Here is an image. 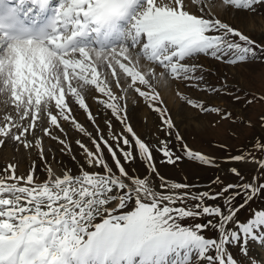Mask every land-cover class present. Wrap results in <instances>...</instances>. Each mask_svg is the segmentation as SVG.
I'll return each mask as SVG.
<instances>
[{"label": "snow or ice", "instance_id": "snow-or-ice-1", "mask_svg": "<svg viewBox=\"0 0 264 264\" xmlns=\"http://www.w3.org/2000/svg\"><path fill=\"white\" fill-rule=\"evenodd\" d=\"M260 3L264 0H0V147L11 139L35 150L44 165L43 178L35 162L27 175H17L12 164L0 172V264H243L229 245L248 257L247 243L257 239V230L264 232V209L239 218L264 195V156L255 155L264 153V140L247 156L227 158L257 163L260 175L243 181L239 169L231 168L243 182L225 184L216 176L209 190L195 193V185L160 176L153 153L172 166L185 157L218 166L183 141L158 89L175 81L199 90L203 66L188 61L201 55L218 61L231 56V65L255 56L256 42L214 9L254 12ZM93 92L111 113L108 138L98 125L93 137L73 114L75 106L96 124L86 102ZM176 96L202 113L220 112L179 89ZM129 99H142L158 114L157 130L165 138L155 149L128 122ZM112 119L122 126L119 132L112 130ZM62 121L91 140L92 149L75 142L83 163L76 162L66 138L53 135L59 130L66 137ZM44 137L62 145L61 152L77 164L75 173L48 162ZM173 137L183 155L170 147ZM134 161L151 176L130 175L125 165ZM204 217L210 219L192 223ZM206 230L216 235L208 237ZM248 264L258 262L249 258Z\"/></svg>", "mask_w": 264, "mask_h": 264}, {"label": "rangeland", "instance_id": "rangeland-1", "mask_svg": "<svg viewBox=\"0 0 264 264\" xmlns=\"http://www.w3.org/2000/svg\"><path fill=\"white\" fill-rule=\"evenodd\" d=\"M214 11H216L214 9ZM218 18L223 22L240 30L256 42V55L249 57L245 62H239L235 65L227 63L231 56L223 60H215L206 56L188 61L204 69V81L200 84V89L189 86L184 83L170 82L167 87H161V97L167 106L171 117L175 123L176 129L183 137V141L194 151L208 155L217 161L218 166H202L198 162H191L186 157L178 163L177 166L168 165L161 158L160 154L154 151L156 157V167L159 175L167 178L169 183L186 182L195 185L193 193L209 190L211 181L216 176H220L225 184L241 183L251 181L254 176L261 173L257 163L252 162H232L227 158L238 154L248 155L253 151V146L261 140H264V3L255 5V11L243 10H219ZM263 24H262V23ZM254 45V47L256 46ZM179 89L184 95L208 107L220 109L219 113H202L197 109L188 106L176 96ZM88 96V103L92 114L96 118L94 125L87 117V114L74 106L75 119L91 133L93 137L97 136L96 125L103 130L104 135L109 129L106 121L111 119V113L100 105L92 96ZM128 122L131 124L137 135L150 146H155L161 139L165 138L163 131H158L160 120L158 114L152 111L142 99L133 102L129 99L127 104ZM66 137L59 130H53V135L60 139H67L72 146V153L76 157V162L83 163L82 150L76 145V140H81L88 148L92 149L91 140L78 132L70 123L61 122ZM113 131L119 132L122 126L112 119ZM37 135L42 133L37 132ZM31 139V137H29ZM111 143L112 141L109 140ZM176 155H183L180 151V144L172 138V144ZM223 146V147H221ZM44 148L48 162L54 167L60 163L72 168L74 173L77 168L76 162L72 161L69 155L61 152L62 145L56 140L44 137ZM94 150V149H93ZM109 164L112 163L107 150L104 152ZM255 155L260 158L264 153L259 151ZM35 162L37 176L43 178L44 165L39 159L35 150H25L22 145H17L11 139L7 140L3 147H0V172L12 164L16 166L17 175H27L29 166ZM123 162V161H122ZM129 174L135 172L139 176H151L143 163L134 161L131 165H125ZM231 168L239 169L243 181L232 175ZM92 169H89L91 171ZM100 171V169H96ZM155 183L159 179L153 177ZM264 183V179L260 181ZM212 191H219V188L212 186ZM237 200V203H241ZM221 203V201H217ZM264 209V195H257L250 204L241 210L239 218L241 220L250 216L252 211ZM209 217L198 219L192 223H206ZM257 230V239L250 240L247 243L248 257L240 256L236 245H229V249L236 259L248 264L249 258L254 259L258 264H264V234ZM204 234L208 237L216 234L211 230H206Z\"/></svg>", "mask_w": 264, "mask_h": 264}, {"label": "bare ground", "instance_id": "bare-ground-1", "mask_svg": "<svg viewBox=\"0 0 264 264\" xmlns=\"http://www.w3.org/2000/svg\"><path fill=\"white\" fill-rule=\"evenodd\" d=\"M216 11H219V9H215ZM221 11V10H220ZM262 23V22H261ZM263 24V23H262Z\"/></svg>", "mask_w": 264, "mask_h": 264}]
</instances>
